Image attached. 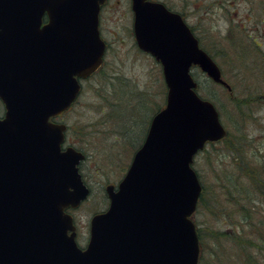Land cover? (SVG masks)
I'll return each mask as SVG.
<instances>
[{
  "label": "water",
  "instance_id": "obj_1",
  "mask_svg": "<svg viewBox=\"0 0 264 264\" xmlns=\"http://www.w3.org/2000/svg\"><path fill=\"white\" fill-rule=\"evenodd\" d=\"M97 1L0 0V264H198L190 217L201 185L191 163L226 131L214 105L196 93L190 69L227 84L180 18L158 3L143 6L150 17L180 21L176 36L164 24L144 31V50L162 65L165 106L117 188L106 186L109 206L91 218L87 247L75 243L64 209L89 195L78 170L85 156L61 150L65 126L50 118L75 101L78 79L101 65ZM143 1L133 8L147 18L138 12ZM45 12L49 23L40 29ZM158 34L164 40L151 37Z\"/></svg>",
  "mask_w": 264,
  "mask_h": 264
},
{
  "label": "rangeland",
  "instance_id": "obj_2",
  "mask_svg": "<svg viewBox=\"0 0 264 264\" xmlns=\"http://www.w3.org/2000/svg\"><path fill=\"white\" fill-rule=\"evenodd\" d=\"M206 1L199 3L207 4ZM240 16V13L234 17L222 8H215L214 13L191 18L193 23H198L203 41L221 36L220 48L209 45L202 48L217 63L223 79L232 88L229 93L198 67L191 69L198 84L197 93L215 104L228 133L224 141L207 144L192 163L203 186L198 210L192 218L201 236L199 264H257L258 260L264 264V240H259L256 231L263 220L264 236V205L257 199L251 202L246 198L237 205L234 198L235 188L244 183L247 189L249 169L257 165L264 167V14H259L258 27L251 22L255 18L246 22ZM110 18L114 21L116 16L106 20ZM124 25H108L109 47L104 65L82 82L76 103L56 120L65 126V147H72L85 156L79 172L90 188V195L72 212L78 230L76 241L82 248L89 239L90 219L108 208L106 186L116 188L141 146L151 118L166 102L167 87L161 66L130 48ZM230 28L233 31L229 36ZM239 28L245 34L259 35L263 47L257 37H245ZM4 112L0 102V116ZM231 145L233 148H229ZM262 171L258 175L264 180ZM241 205L252 209L250 220L241 221L238 211ZM249 221L254 223L252 227ZM240 225L243 226L240 236L248 245L252 241L241 254L236 245ZM219 231H227V239H221ZM253 242L259 243L261 250L252 246Z\"/></svg>",
  "mask_w": 264,
  "mask_h": 264
},
{
  "label": "flooded vegetation",
  "instance_id": "obj_3",
  "mask_svg": "<svg viewBox=\"0 0 264 264\" xmlns=\"http://www.w3.org/2000/svg\"><path fill=\"white\" fill-rule=\"evenodd\" d=\"M200 0H144L145 3H142L144 5L142 6V9H140V13H143L142 15H146L147 18L144 17H137V13L135 12L133 8V1L132 0H98V30L101 39L105 42L106 49L105 54L107 52V49L109 47V43L107 41L106 34L108 33V25L111 23L114 25V23H120L125 24L124 29L128 30L126 38L128 40V45L130 48L135 49L139 51L141 54L146 55L154 59V61L160 65V62L156 61L155 58L148 52H145L143 49L146 47L147 41L150 39V36L144 32L145 29L149 28L152 24L157 23L158 25L164 24L166 27L172 30V35L176 36L178 33L177 28L180 27V21L177 18L168 17V18H154L150 17V13L153 11L144 9L145 4L150 3H159L164 6V8L170 12L171 14H174L180 18V20L185 24V26L189 29V32L193 36V38L196 40L199 48L203 49V45H209L211 48H220V37L217 36L216 39H209V41H203L200 37V31L197 29V22H194L191 20V18L195 17V15L202 17V15H207L214 13L215 8L218 9H224L227 13H229L231 16H236V14L240 13L242 18H246V22H250V18H255L256 20H252L251 22L254 24L255 27H258L259 25V14L261 12V15L264 14V0H207L205 4L204 2L199 3ZM222 1V2H221ZM204 4V5H203ZM147 6V5H146ZM203 8V9H201ZM200 11V12H199ZM199 12V14L197 13ZM115 17L116 19L113 21L106 20L107 17ZM49 22V14L45 12L41 18V27L44 26ZM201 24V23H200ZM170 26L172 28H170ZM236 26V25H235ZM40 27V28H41ZM119 27V26H118ZM242 27V25L240 26ZM234 28V27H232ZM240 29V28H239ZM136 30L140 31L137 32ZM245 37L248 35L255 36L253 33L245 34L243 29H240ZM169 31V30H168ZM233 29H229L227 31V35L230 36ZM167 32V31H166ZM256 35L257 32H255ZM152 38H155L157 40H164V37L160 34L156 36H152ZM257 37V41L262 45L263 42L259 41V35L255 36ZM176 38V37H173ZM127 44V43H125ZM254 44V42H252ZM182 47V45H180ZM207 47V46H206ZM263 45L261 46V48ZM259 50V49H257ZM105 59V58H104ZM161 66V65H160ZM232 91V89H231ZM229 91V93H231ZM264 98V96H262ZM1 102V101H0ZM2 107L4 108V105L1 102ZM5 111V109H4ZM61 117V116H60ZM63 144L65 147L66 145ZM67 213H69L72 216V209H67ZM75 224V222H74ZM76 227V224H75ZM78 234V230L76 227V237ZM77 245L80 247L79 243L76 241ZM82 248V247H80Z\"/></svg>",
  "mask_w": 264,
  "mask_h": 264
},
{
  "label": "trees",
  "instance_id": "obj_4",
  "mask_svg": "<svg viewBox=\"0 0 264 264\" xmlns=\"http://www.w3.org/2000/svg\"><path fill=\"white\" fill-rule=\"evenodd\" d=\"M227 137H228V133H227L225 139ZM225 139H223V141ZM229 148H233V146L231 145V146H229ZM262 170H264V167L259 168V165L253 167V170L249 169V173L246 174L247 175L246 178L248 179L247 184H246L247 189L245 190L244 183L241 184L240 187L235 188V195L234 196H236V197H234V198L235 199L237 198V200H236L237 202L234 201L235 204L238 205L239 201H244V198H246L251 202L257 199L261 203V205H264V180L261 178V176L258 175V172H263ZM252 191H253L252 195H249V193H251ZM202 193H203V186H202ZM202 193H201L200 199L202 197ZM200 199H199V202H200ZM251 210L252 209H246L242 205L239 207L238 211H239V213H241V221H245L248 218L250 220V218L252 217V214L249 212H251ZM245 212H246V215L244 214ZM248 223L251 225V227L254 225V223L251 221H249ZM259 224H260V227H257L256 231L258 232L259 240L261 238L264 240V236L262 235L263 220ZM239 229H240L239 236H236V241H237L236 245H237V248L239 250V253L241 254L242 251L245 250V247H247V246L249 247V245L251 244L252 241H250L249 245H248V243L245 240H243L242 236H240L241 231H243V226L240 225ZM197 235H198L199 244L201 247V236H200V233L198 231V228H197ZM219 235H220L221 239H227V237H228L227 231H219ZM252 246H256L257 249L259 248V250H261V246L259 245V243L257 244L255 242H253ZM259 252L257 253L258 255H259ZM249 260L250 259L248 258L247 262H249ZM251 260L253 261L252 258H251ZM251 264H256V263H251ZM257 264H259V260H258Z\"/></svg>",
  "mask_w": 264,
  "mask_h": 264
},
{
  "label": "bare ground",
  "instance_id": "obj_5",
  "mask_svg": "<svg viewBox=\"0 0 264 264\" xmlns=\"http://www.w3.org/2000/svg\"><path fill=\"white\" fill-rule=\"evenodd\" d=\"M79 95H80V93H79ZM79 95H78V96H79ZM78 96H77V98H78ZM77 98H76V99H77ZM63 115H64V114H63Z\"/></svg>",
  "mask_w": 264,
  "mask_h": 264
}]
</instances>
